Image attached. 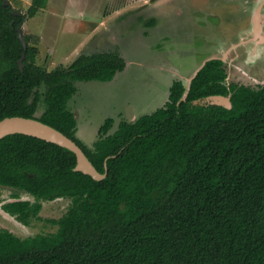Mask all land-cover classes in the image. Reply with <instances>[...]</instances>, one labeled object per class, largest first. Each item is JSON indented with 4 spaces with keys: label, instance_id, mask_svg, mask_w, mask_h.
<instances>
[{
    "label": "trees",
    "instance_id": "trees-1",
    "mask_svg": "<svg viewBox=\"0 0 264 264\" xmlns=\"http://www.w3.org/2000/svg\"><path fill=\"white\" fill-rule=\"evenodd\" d=\"M46 3L31 0L13 15L0 0V119H38L79 145L100 173L106 160L107 172L95 180L75 171L72 151L37 137L1 138L0 186L33 198L15 191L18 200L2 205L7 214L28 225L40 219L42 201L70 204L46 220L53 232L20 238L0 229V264H264V85H227L224 62L210 59L185 100L174 80L162 106L121 119L112 132L107 117L87 147L67 105L75 82L110 81L125 61L108 50L66 67L38 65L37 38L23 34V50L16 29ZM210 95H230L231 108L193 103Z\"/></svg>",
    "mask_w": 264,
    "mask_h": 264
},
{
    "label": "rangeland",
    "instance_id": "rangeland-1",
    "mask_svg": "<svg viewBox=\"0 0 264 264\" xmlns=\"http://www.w3.org/2000/svg\"><path fill=\"white\" fill-rule=\"evenodd\" d=\"M7 1L21 13L31 3ZM260 1L47 0L21 29L37 38L36 63L47 70L66 67L79 54L118 50L123 57L124 69L110 81H76V93L67 103L76 118L75 137L91 147L107 117L113 119L112 132L121 119L153 112L165 102L172 81L186 83L210 57L224 58L229 83L264 85V42L252 36ZM261 27L264 35V19ZM42 111L40 101L35 115ZM13 189L0 186V209L14 199ZM17 193L33 201L26 192ZM69 204L67 198L42 201L40 219L29 225L0 211V229L20 238L53 232L57 225L46 220L62 216Z\"/></svg>",
    "mask_w": 264,
    "mask_h": 264
},
{
    "label": "water",
    "instance_id": "water-1",
    "mask_svg": "<svg viewBox=\"0 0 264 264\" xmlns=\"http://www.w3.org/2000/svg\"><path fill=\"white\" fill-rule=\"evenodd\" d=\"M4 5H10V3L7 0H3ZM264 3V0H261L256 8V11L254 13L252 22H253V37L258 38L256 40H259V43L264 42V35L262 33V21L263 17L261 13V8ZM13 15H19L20 12L18 10L13 9L12 11ZM17 37L21 41L23 50L26 49L27 43L23 37V31L20 27L16 29ZM235 46V45H234ZM233 46V47H234ZM23 58H24V51L21 54V57L18 59V66L20 69H22L23 66ZM210 59H220L224 62V58L221 57H210L206 60H203L201 64L193 71L192 74L188 78H186V83L183 82V79H181L182 83L185 86V91L181 97L180 100H185L188 94V90L190 87V83L192 79L197 75L198 71L204 66L206 61ZM173 82V81H172ZM171 82V84H172ZM170 84V85H171ZM170 87V86H169ZM194 104H201V105H207V104H216L223 106L225 108H231V102H230V95L223 96V95H210L206 96L201 99H197L193 102ZM20 133L24 135H29L33 137H37L39 139L45 140L47 142L55 143L59 146H62L70 151H72L75 154L76 157V163L73 168L75 171H80L86 175H89L95 180H101L106 175V160L104 162V172L100 173L90 162L84 151L81 149L79 145H77L72 139L67 137L65 134H63L61 131L57 130L56 128L38 120L35 118L30 117H24V116H8L0 119V139L10 135ZM18 199H13L11 201H15ZM0 211L5 214L6 212L2 209Z\"/></svg>",
    "mask_w": 264,
    "mask_h": 264
},
{
    "label": "flooded vegetation",
    "instance_id": "flooded-vegetation-1",
    "mask_svg": "<svg viewBox=\"0 0 264 264\" xmlns=\"http://www.w3.org/2000/svg\"><path fill=\"white\" fill-rule=\"evenodd\" d=\"M225 82H226V84L228 85L229 84V82L227 81V76H226V78H225ZM74 113V112H73ZM75 117V116H74ZM76 119V118H75ZM6 187V186H5ZM10 188V187H9ZM11 189H13V188H11ZM14 190V189H13ZM31 220H33V219H31ZM31 222V221H30ZM30 222H29V224H30ZM28 224V225H29Z\"/></svg>",
    "mask_w": 264,
    "mask_h": 264
}]
</instances>
